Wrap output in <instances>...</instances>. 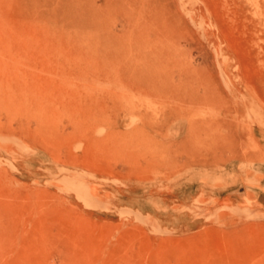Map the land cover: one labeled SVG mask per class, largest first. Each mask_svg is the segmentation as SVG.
<instances>
[{"label":"rangeland","instance_id":"1","mask_svg":"<svg viewBox=\"0 0 264 264\" xmlns=\"http://www.w3.org/2000/svg\"><path fill=\"white\" fill-rule=\"evenodd\" d=\"M0 64V264H264V0H0Z\"/></svg>","mask_w":264,"mask_h":264},{"label":"bare ground","instance_id":"2","mask_svg":"<svg viewBox=\"0 0 264 264\" xmlns=\"http://www.w3.org/2000/svg\"><path fill=\"white\" fill-rule=\"evenodd\" d=\"M149 55V56H148ZM156 57V56H155ZM155 57H152V55L149 53V54H146L145 53V55H144V59H146V61H152V60H154V58ZM155 61V60H154ZM2 62V61H1ZM6 62V61H5ZM8 63V62H7ZM6 63V64H7ZM2 64V63H1ZM1 64H0V104H1V102L3 101L1 98H2V96H4V95H8V96H10L9 95V92H10V88H12L11 86H12V82H13V80H15V74H17V70L15 69V72H13V71H9V70H5L4 68V65L3 66H1ZM5 64V63H4ZM8 65V64H7ZM6 66V65H5ZM7 67V66H6ZM10 67V66H9ZM10 69V68H9ZM148 71V70H147ZM15 73V74H14ZM130 78V77H129ZM150 77H148L147 79H149ZM152 78V77H151ZM134 79V81H137V80H140L141 78H138V79H136V78H133ZM143 80H144V78H142ZM147 79H145V80H147ZM13 89V88H12ZM12 91V90H11ZM12 93V92H11ZM13 98V97H12ZM14 99V98H13ZM13 101V100H12ZM168 118H169V116H167ZM167 119V118H166ZM170 119V118H169ZM164 121H166V120H164ZM116 123V122H115ZM163 123H165V122H163ZM161 125V124H160ZM174 127V126H173ZM181 127V126H180ZM175 129V128H174ZM174 129L172 130V131H174ZM185 129V128H184ZM180 131H181V129L180 130H177L176 132H174V134H175V136H177L179 133H180ZM182 132V131H181ZM170 133H171V131H170ZM173 134V133H172ZM182 133H180V135H181ZM179 135V136H180ZM181 137V136H180ZM174 139V138H173ZM177 148V147H176ZM173 150V149H172ZM170 151V150H169ZM175 151V150H174ZM214 151V150H213ZM212 151V152H213ZM224 151H225V149H224ZM190 152V151H189ZM194 152V151H193ZM207 152H209L208 150H207ZM216 152V151H215ZM220 152H222V151H220ZM206 153V152H205ZM210 154H211V151L209 152ZM167 155V154H166ZM186 155V154H185ZM206 155H207V153H206ZM179 156V155H178ZM202 156V155H201ZM200 156V157H201ZM203 156H205V155H203ZM202 156V157H203ZM211 156V155H210ZM200 157H199V159H200ZM202 157H201V159H202ZM176 158V157H175ZM175 158H173V160L175 161ZM188 158V157H187ZM190 159V158H189ZM198 159V160H199ZM210 159V158H209ZM172 160V161H173ZM198 160H196V162L198 161ZM211 160V159H210ZM209 160V161H210ZM164 161V160H163ZM166 161V160H165ZM205 161H208L207 159L205 160L204 159V161L203 162H205ZM169 162V161H168ZM190 162H191V159H190ZM200 162V161H199ZM146 163H149V161H147ZM163 164H164V162H162ZM202 163V162H201ZM206 163H208V162H206ZM195 164V163H194ZM209 164V163H208ZM139 165V164H138ZM160 165H162V164H160ZM183 165V164H182ZM181 165V166H182ZM165 166V165H164ZM167 166V165H166ZM189 166V165H188ZM141 167V166H140ZM161 167V166H160ZM163 167V166H162ZM164 168V167H163ZM134 170H136V169H134ZM136 172V171H135ZM125 194V193H124ZM17 196V195H16ZM123 224V223H122ZM125 224V223H124ZM123 224V225H124Z\"/></svg>","mask_w":264,"mask_h":264}]
</instances>
